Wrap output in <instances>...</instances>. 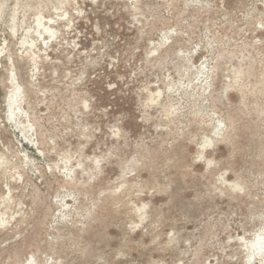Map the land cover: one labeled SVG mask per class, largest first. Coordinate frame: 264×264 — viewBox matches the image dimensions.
<instances>
[{
  "label": "rangeland",
  "instance_id": "374dc122",
  "mask_svg": "<svg viewBox=\"0 0 264 264\" xmlns=\"http://www.w3.org/2000/svg\"><path fill=\"white\" fill-rule=\"evenodd\" d=\"M0 264H264V0H0Z\"/></svg>",
  "mask_w": 264,
  "mask_h": 264
},
{
  "label": "bare ground",
  "instance_id": "6f19581e",
  "mask_svg": "<svg viewBox=\"0 0 264 264\" xmlns=\"http://www.w3.org/2000/svg\"><path fill=\"white\" fill-rule=\"evenodd\" d=\"M41 24H42V22H40ZM44 27V26H43ZM48 31V30H47ZM46 32V31H45ZM49 32V31H48ZM16 90L18 91V92H20L19 90V88L18 87H16ZM17 94L18 93H15V94H13V97L11 98V103H9L10 105H11V108H12V106H13V104H15L17 101H16V99L15 98H17ZM20 94V93H19Z\"/></svg>",
  "mask_w": 264,
  "mask_h": 264
}]
</instances>
